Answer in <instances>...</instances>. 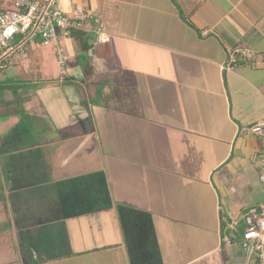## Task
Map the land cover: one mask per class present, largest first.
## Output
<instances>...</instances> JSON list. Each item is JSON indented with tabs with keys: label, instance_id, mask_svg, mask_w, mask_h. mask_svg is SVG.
Here are the masks:
<instances>
[{
	"label": "crops",
	"instance_id": "crops-1",
	"mask_svg": "<svg viewBox=\"0 0 264 264\" xmlns=\"http://www.w3.org/2000/svg\"><path fill=\"white\" fill-rule=\"evenodd\" d=\"M60 7L98 11L111 41L87 50L90 64L60 41L59 100L21 79L30 61L60 71L52 48L29 46L0 70L25 123L0 143L19 250L0 264H254L245 226L232 225L264 203V137L250 131L264 121V0Z\"/></svg>",
	"mask_w": 264,
	"mask_h": 264
},
{
	"label": "built area",
	"instance_id": "built-area-1",
	"mask_svg": "<svg viewBox=\"0 0 264 264\" xmlns=\"http://www.w3.org/2000/svg\"><path fill=\"white\" fill-rule=\"evenodd\" d=\"M5 1L12 2L13 7L4 8ZM60 1L0 0V70L7 66L12 55H24L28 46H47L55 53L63 79L67 74L65 64L68 57L60 42L62 37L71 38L72 32H83L90 36L93 44L111 41V33L98 11L79 7L67 12L60 7ZM231 67L223 66L226 69ZM250 131L264 137V121L252 125ZM259 181L264 189V155ZM250 212L240 244L253 256L254 264H264V203ZM236 224L237 221H234L233 225ZM226 240L229 241V238Z\"/></svg>",
	"mask_w": 264,
	"mask_h": 264
},
{
	"label": "rangeland",
	"instance_id": "rangeland-1",
	"mask_svg": "<svg viewBox=\"0 0 264 264\" xmlns=\"http://www.w3.org/2000/svg\"><path fill=\"white\" fill-rule=\"evenodd\" d=\"M3 7L4 8H12L13 4L10 1H5L3 4ZM71 40H72L71 38H63V37L61 38V42L62 43L64 42L65 44H67V42H70ZM71 42H73V40ZM41 49L50 51V48H46V47L41 48ZM79 55L77 57L81 62L85 63V61L87 60L88 63L90 64L92 59L87 57V54L83 53L80 56ZM26 57H24V58H26ZM24 62H26V64H27L29 61H24ZM29 65H30V68L29 67L23 68V72H21V79L22 80H26V79L28 80V78L30 76L34 75L37 79L43 80L42 81L43 84L47 87L44 90H49L50 92H48V94L52 97L54 96L55 99L59 100L60 94H58L59 93V91H58V85H59L58 78L60 75V71L56 65L54 58L52 60V65H53V68L55 66V69L52 70L51 72L47 73V74H46L47 71L44 73L42 71V69L39 67V64L37 62L32 63V61H30ZM49 65L51 67V64H49ZM14 66L15 65H13L12 67H14ZM38 67H39V69H38ZM27 68H29L30 70L28 69V71H26ZM10 69L11 68L9 67L5 71L8 72V71H10ZM21 82H23V81H21ZM15 83H16V81H14V82L9 81L8 82L9 86L8 85L5 87L0 86V143H1V140L4 137V135H12V133H13V137H15L17 135V133L19 132V130H21V127L25 124V123H22L23 119L22 118L20 119L19 115L16 116V114H18L17 110L19 109V105L14 100L8 101V98L6 97L8 94H12V92H13V94H18V92H20L18 85ZM73 84L77 87V85L74 82H73ZM19 85H21V84H19ZM20 87L24 88L23 83H22V86H20ZM44 90H43V93H45ZM89 95L91 98L87 97ZM91 95L92 94L90 91L89 94L84 98H85V101H87L86 99H88V100L90 99L91 105H92L93 103L96 102V100H94ZM38 97L40 99H42V98L46 99L47 98L44 94L41 95V93L38 94ZM48 99L51 100L52 98L48 97ZM3 124H5V127L3 126ZM21 124H22V126H20ZM13 128H15V129H13ZM0 155H2V154H0ZM4 189H6L5 180L0 179V260H1V258H4L6 256L8 259H5V260H8L11 262L18 257L19 250L15 248V246L18 245V242L16 240L17 239L16 234H15V232L12 231V228H11V223H10L11 218H10V214H9L10 208L7 205V201L3 200ZM262 190L258 191L261 197L264 196V190L263 191ZM245 215H246L245 213H242V215L238 219L239 222H238V220H236L238 225H236V226L232 225V222L229 225H232L234 228H241L242 229L246 224V222L244 221ZM247 215H251L250 210L247 213ZM224 218H226L225 213H224ZM17 248H18V246H17ZM14 263L16 264L17 262H14Z\"/></svg>",
	"mask_w": 264,
	"mask_h": 264
},
{
	"label": "trees",
	"instance_id": "trees-1",
	"mask_svg": "<svg viewBox=\"0 0 264 264\" xmlns=\"http://www.w3.org/2000/svg\"><path fill=\"white\" fill-rule=\"evenodd\" d=\"M174 3H176V0H173ZM71 38L74 39L79 51L81 54L83 53H86L87 50L90 48V47H93L94 45H99V44H93L92 42L89 43V36L84 34L83 32H72L71 33ZM110 43V42H109ZM107 43V44H109ZM65 52V50H64ZM57 60V59H56ZM58 62V61H57ZM59 67H60V73H61V77L63 76V73L61 72V66L60 64L58 63ZM67 66V62L65 64V68ZM88 68V66L85 67V70ZM67 69V68H66ZM2 86V85H0Z\"/></svg>",
	"mask_w": 264,
	"mask_h": 264
}]
</instances>
